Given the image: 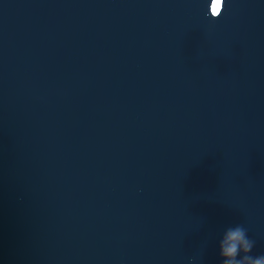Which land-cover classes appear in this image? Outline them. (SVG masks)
Wrapping results in <instances>:
<instances>
[{
    "label": "water",
    "instance_id": "obj_1",
    "mask_svg": "<svg viewBox=\"0 0 264 264\" xmlns=\"http://www.w3.org/2000/svg\"><path fill=\"white\" fill-rule=\"evenodd\" d=\"M217 2L0 0V264L264 254V0Z\"/></svg>",
    "mask_w": 264,
    "mask_h": 264
},
{
    "label": "clouds",
    "instance_id": "obj_2",
    "mask_svg": "<svg viewBox=\"0 0 264 264\" xmlns=\"http://www.w3.org/2000/svg\"><path fill=\"white\" fill-rule=\"evenodd\" d=\"M225 3L221 6V14ZM256 241L249 237L248 229L243 224L228 226L219 241V254L222 257L221 264H264V254L253 255ZM198 256H191L189 264H195Z\"/></svg>",
    "mask_w": 264,
    "mask_h": 264
},
{
    "label": "snow or ice",
    "instance_id": "obj_3",
    "mask_svg": "<svg viewBox=\"0 0 264 264\" xmlns=\"http://www.w3.org/2000/svg\"><path fill=\"white\" fill-rule=\"evenodd\" d=\"M223 3H225V0H223ZM221 6L222 5L219 3V0L215 5H213V14L214 15L217 14V12H219V15L221 14V11H220Z\"/></svg>",
    "mask_w": 264,
    "mask_h": 264
}]
</instances>
